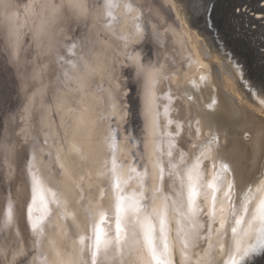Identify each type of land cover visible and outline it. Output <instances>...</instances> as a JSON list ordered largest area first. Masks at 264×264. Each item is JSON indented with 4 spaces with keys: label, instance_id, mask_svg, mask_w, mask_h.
Instances as JSON below:
<instances>
[{
    "label": "snow or ice",
    "instance_id": "6c2138e0",
    "mask_svg": "<svg viewBox=\"0 0 264 264\" xmlns=\"http://www.w3.org/2000/svg\"><path fill=\"white\" fill-rule=\"evenodd\" d=\"M47 7L62 22L68 32L73 33L75 40L81 46L80 66L87 76L99 75L96 92L102 93L104 101L102 114L95 120L85 119L83 113L78 116V123L70 125L74 134L84 133L81 139L67 142V151L53 156L52 164L55 171L52 177L63 185L67 196L74 204L91 205L98 194L101 200L106 195L105 188L94 180L91 171L97 162L102 161L109 172L116 173L118 146L120 151H126L127 172L136 177H144L139 184L138 198L125 203L121 191L115 192L114 232L109 236L96 224L97 218L102 222L105 218L93 214L91 221L85 216L87 233L89 223L92 235L87 239L91 245H85V235H80L79 246L73 241L74 259L61 258L55 252L50 264H173V256L177 251L175 241H180L181 259L186 258V252L191 244L193 255L200 259V252L207 251L214 244L226 247V252L214 256L210 264H225L223 257L228 256V264H247L250 254L264 252V176L246 177L237 173L235 167L229 169V162L219 152L206 154V149L215 143V138L205 137L200 140V120L193 115V107L182 102L184 95L177 97L175 111L184 126L176 123L172 133H164L168 137L166 151H158L154 156L148 153L149 140L147 132L140 126L136 134L123 124H131L137 114L152 113L157 107L155 88L158 83L169 81L173 74L174 62H168L165 68L167 54L171 50L172 40L166 20L159 15L165 5L162 0H133L140 15L133 18L139 21L131 37L124 39L123 46L117 44L119 51H113L110 58L98 61L93 58L96 41L89 38L81 27H87L92 13L97 8H110L112 0H46ZM205 12H208L211 0H200ZM160 4V8L154 5ZM126 5H121L124 7ZM130 7V5H127ZM172 5H167L171 11ZM112 13L106 14L104 28L108 29ZM175 21H173L174 23ZM142 24V27H141ZM79 29L80 31H73ZM77 43H72V48ZM75 67V66H74ZM236 71H239L237 68ZM107 83L108 87L103 85ZM5 82L0 81V141H7L6 131L11 128L13 116L11 110L4 107ZM180 86L176 85L179 92ZM80 91V89H77ZM171 101V96H165ZM57 111L61 109L64 98L56 97ZM264 103V101H261ZM139 109V112L135 109ZM69 112L74 109L69 107ZM167 114V109L166 113ZM169 124L173 121L169 120ZM200 125V127H197ZM153 120L152 127L155 128ZM68 132L58 142V148L64 147ZM10 141L0 143V184H8L15 188L18 168L20 174L27 177L31 174V185L24 179L26 193L25 206H20L14 199L0 203V238L7 241L0 247V264H34L32 248L44 235L41 221L32 223L31 233L21 236L14 226L22 215L31 217V208L27 207V199L33 202L40 193V181L32 173V161L38 153L43 152V146L48 140H42L41 147L25 146L17 150L9 146ZM107 144L109 150L104 152L101 145ZM31 155L32 159H29ZM63 156V162H61ZM233 173L226 182L214 183L217 164ZM15 165V167H13ZM135 165V166H133ZM137 167L141 172H137ZM115 188L119 189L117 182ZM63 194V193H62ZM82 202V203H81ZM56 204V215L61 213L60 202L53 194ZM71 217V213H65ZM177 216L185 222V227H177L176 235L170 238L171 223H178ZM259 219L261 227L256 237L255 245L243 244V237L252 230V223ZM43 220V217L41 218ZM75 227V217H72ZM126 221V224H125ZM123 225V226H122ZM127 229V230H126ZM215 237V240L213 239ZM228 238V239H226ZM28 245L25 247V245Z\"/></svg>",
    "mask_w": 264,
    "mask_h": 264
},
{
    "label": "rangeland",
    "instance_id": "374dc122",
    "mask_svg": "<svg viewBox=\"0 0 264 264\" xmlns=\"http://www.w3.org/2000/svg\"><path fill=\"white\" fill-rule=\"evenodd\" d=\"M175 1H180L178 4L182 5L186 11V20L189 26L200 33L202 39H205L203 40L209 52L216 58L218 57L217 62L220 63L221 67L227 68L229 71H233L235 68L234 71L237 72L238 76L235 82L239 92L246 95L249 100L258 94L259 97L264 98V62L261 42L253 30L249 32L246 29L249 19H246L242 13L244 3L247 1L211 0L208 12L204 11L200 0ZM139 2L144 3V0H139ZM162 2L165 8L159 12V15L164 19L166 16L165 20L168 26L180 30V19L175 9L171 8L170 12L167 11L169 2L167 0H162ZM112 4L113 6L110 8L94 10L86 28H83V24L81 25L83 32L96 41L93 58L98 61L110 58L113 51H119L117 44L122 47L124 43V39L120 38L128 39L134 31L133 26H130L131 28L128 26V30L123 29L124 21L128 17L140 15V11L133 0H112ZM121 5L126 6L121 7ZM154 8L159 9L160 4L157 3ZM108 12L112 13V17L108 18L111 23L108 29H105V18ZM173 21L175 22L173 23ZM134 23H139V21ZM73 31L80 30L74 29ZM165 35L171 36L170 33ZM72 43H77V47L72 48ZM81 54L80 43L75 40L72 32H68L61 20L51 13L46 0H0V81L7 85L4 91V107L10 109L13 116L11 128L6 131L5 135L7 141L11 142L9 146H14L17 150L33 145L39 149L41 147L40 142L44 139L48 140V144L43 146V152L38 153L36 159L32 161L34 165L32 173L42 181L40 182L41 190L44 189L42 194L49 189L55 194L61 205L59 209L61 214L57 216L52 192L49 195L45 193V196H42L40 192L36 196L35 202L27 199V207L31 208V217L29 218L25 211L14 226L23 236L25 233H31L34 221H41L44 235L32 248L34 264H50L51 254L49 253L57 247L56 237L59 232L63 236L61 248L63 247L62 249L67 253L73 251L70 250L73 248V241L79 246L80 235L86 236V246L90 247L91 245V241L87 239L88 236L92 235L90 223L87 233L84 231L85 216H87L88 221H91L93 217L91 205L81 207V205L73 202L65 205L61 195V184L52 177V173L55 171L52 164L53 156L67 151L66 145L70 141V133L72 132L70 128L72 115L68 114L62 118L61 111H57L56 108V97L60 96L64 100L68 98L70 107L73 109L77 108L80 101L93 97L95 101L101 104V109L103 108V94L96 92L97 83L101 78L99 75L89 77L82 71L80 66ZM237 68L239 71H236ZM168 85V81L161 82L158 90V97L160 98L158 99L159 124L162 141L165 143L168 142V137L163 135L164 133H172L175 136L176 123L184 126V121L178 117L175 111L178 96L169 89ZM103 86L108 87L107 83H104ZM166 95L172 97L171 101L164 98ZM165 106L169 107L168 119L164 117ZM100 110L98 115L102 114ZM135 111L139 112V109L137 108ZM169 120L173 123L169 124ZM140 126L144 127V119L143 115L139 114L135 116L131 124L122 125V127L129 128L133 135L136 134ZM66 131L68 136L63 141L65 146L58 148V142L64 137ZM77 139H81V137L78 136ZM7 141H0V143ZM119 147L121 146H118L117 149L116 162L118 168L121 169L127 166L128 159H126V154L118 153L120 152ZM107 148L106 152L109 150L108 146ZM124 148L126 149V146ZM166 150L167 148L164 147V151ZM49 152L53 156H49ZM29 159H32L31 155ZM104 170L105 177L100 186L105 188L106 195L101 200L97 194L92 203L99 204L101 213L105 216L103 222L100 221L99 228L111 236L115 227L114 204L110 203L113 200V191L110 172L105 166ZM16 171L17 183L15 188L8 184H0V203H4L5 210L6 201L9 199H14L22 207L25 206L26 193L22 181L27 179L29 186L31 185V174L24 177L18 168ZM137 172H141L139 167H137ZM43 179H47L49 185L47 180L43 181ZM42 183H45V187L42 186ZM46 192L49 193V191ZM65 213H71V217ZM42 217L43 220H41ZM72 217H75L74 223L79 226L78 228L74 226ZM3 226V221L0 220V227ZM6 244L7 241L0 238V247H4ZM50 244L54 247L50 248ZM27 246L26 244L25 247ZM246 259L247 264H264V252L252 253ZM174 262L181 264L177 255L174 256Z\"/></svg>",
    "mask_w": 264,
    "mask_h": 264
},
{
    "label": "bare ground",
    "instance_id": "6f19581e",
    "mask_svg": "<svg viewBox=\"0 0 264 264\" xmlns=\"http://www.w3.org/2000/svg\"><path fill=\"white\" fill-rule=\"evenodd\" d=\"M167 1L171 3L172 8L175 9L181 24L180 30H177L174 27L176 29L175 30L172 26H168L172 30L170 34L173 43L171 45V50L167 54L165 68L167 69L169 67L168 62H174L173 74L170 76V90L174 91L177 96H180L181 94L184 95L182 103L194 106L193 115H195L196 119L200 120L201 125H203V127H201L200 140L203 141L205 137L215 138V143L210 148L205 150L206 154L219 151L226 158L225 162L230 161L229 169L235 167L237 173L242 176L249 178L254 176H264V103H261V101H264V98L259 97L258 94L252 97L250 96L252 100H249L246 95H242L239 92L237 83L235 82L238 77L237 72L234 71L235 68H233V71H229L227 68L225 69L221 67L220 63L217 62L218 57L216 58L215 55L209 52L207 45L204 42L205 39L203 38V40L200 33L189 26L186 20V11L182 8V5L178 4L180 1ZM245 7H247V3H244L243 8ZM133 18L134 16L128 17L124 21L123 29L126 30L128 26H133L135 31V21ZM177 84L180 86L179 92L176 91ZM159 85L160 83H158L155 88L157 97ZM156 104L157 107L154 112L143 115L144 128L147 132L146 139L149 140L148 153L150 156H154L158 151H164V147L168 148V142L166 141L165 143L162 141L163 138L159 124L158 100ZM70 105L71 104L68 98L65 99L60 109L62 115H60L62 118H65L66 115L71 114L72 125L79 122L78 116L81 112L83 113L85 119L95 120L99 116L98 113L102 107L101 104L95 101V98L93 97L80 101L77 108H75L73 112L68 111ZM166 109L168 113L169 107H164V117L165 119H168L167 114H165ZM153 120L156 121L157 126L155 128L152 127ZM197 127H200V125H197ZM78 136L82 138L84 133L74 134L72 131L70 133V140L77 139ZM107 146V144L101 145L104 152L108 149ZM121 147L124 148V146ZM118 153L126 154L121 151ZM61 162H63V156H61ZM91 171L93 172L95 182L101 185V182L105 177L103 162H97ZM231 175H233V173L225 170L218 163L217 169L215 170L214 183L219 185L226 182ZM144 179L145 178L142 176L136 177L134 174L128 173L126 166L121 169L118 168V164L116 162V173L113 174L110 172V181L112 183L113 191V200L112 202L110 201V203H113L115 206V192L121 190V195L125 197L126 204L137 199L139 184L141 180ZM44 180L45 179H43V181ZM39 181L42 182L41 180ZM46 182H48V180ZM117 182L120 184L119 189L115 188V184ZM44 184L45 183H42V186H44ZM60 189L65 205L71 204L72 201L67 196L64 186L61 185ZM43 191H40L41 194ZM46 191H49V193ZM46 191L44 194L47 193L48 195L52 192L49 189ZM44 194H42V196H45ZM52 194L54 193L52 192ZM91 208L92 214L99 217L101 214V206L96 203H91ZM100 221L101 220L97 218L96 224L98 227L100 226ZM177 221L178 223H171L169 225L171 229L169 233L170 238L175 237V229L177 227L186 228L185 222L180 220L178 216ZM260 227L261 221L259 219L252 223V230L249 232L248 236L243 237L242 242L245 246L255 245ZM62 237V234L59 232L56 237L57 247L55 250L52 249L53 251L49 253L51 254L50 259H52L55 252H59L62 259L72 260L74 259L71 255L72 252L67 253L62 249L63 247L61 248ZM213 239L215 240V237ZM174 243L176 244L177 249L174 256H178L181 264H210L214 256L218 257L219 253L227 251V248L222 247L221 244H214L212 248H208L206 245L205 248L207 251L200 252V259L198 260L197 257L193 255V251L195 250H193L191 244H189L186 252V258L182 260L179 255V248L182 244L180 241L175 240ZM49 246H51L50 248L54 247L51 244ZM70 250H73V248ZM256 253H260V251L258 250ZM174 256L173 264H175ZM223 259L225 264H228V256L225 255Z\"/></svg>",
    "mask_w": 264,
    "mask_h": 264
},
{
    "label": "built area",
    "instance_id": "2783aa9c",
    "mask_svg": "<svg viewBox=\"0 0 264 264\" xmlns=\"http://www.w3.org/2000/svg\"><path fill=\"white\" fill-rule=\"evenodd\" d=\"M247 7L242 11L247 21L246 29L255 32L257 39L261 42L262 57L264 62V0H246ZM255 3V5H254ZM256 6V7H253ZM252 25H254L252 27ZM264 64V63H263Z\"/></svg>",
    "mask_w": 264,
    "mask_h": 264
}]
</instances>
